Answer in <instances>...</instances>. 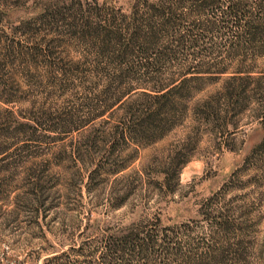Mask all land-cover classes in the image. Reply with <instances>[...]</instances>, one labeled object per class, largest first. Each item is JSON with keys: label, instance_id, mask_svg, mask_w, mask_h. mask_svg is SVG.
<instances>
[{"label": "rangeland", "instance_id": "rangeland-1", "mask_svg": "<svg viewBox=\"0 0 264 264\" xmlns=\"http://www.w3.org/2000/svg\"><path fill=\"white\" fill-rule=\"evenodd\" d=\"M262 4L0 0V264H264Z\"/></svg>", "mask_w": 264, "mask_h": 264}, {"label": "trees", "instance_id": "trees-1", "mask_svg": "<svg viewBox=\"0 0 264 264\" xmlns=\"http://www.w3.org/2000/svg\"><path fill=\"white\" fill-rule=\"evenodd\" d=\"M261 1L263 2L262 5L264 6V0ZM207 3L208 2H206L205 4ZM233 7H239V5H234ZM257 17V22L252 25L250 24V28L254 31V36H259L260 40H262V44L264 45V13ZM80 38L85 40L91 39L97 42V44H100V52L103 54H109L110 52L112 53L113 51H116L117 54L114 53V58L125 61L129 58L131 48L137 47L139 50L145 51L147 48L153 47V45L156 44L157 34L153 30H150V32L148 33L135 31V34L132 36L130 42L126 45L121 44V40L118 34L102 33L94 29H87V31L82 33V36ZM166 97L167 95H162L159 99H165ZM163 104V106L147 109L144 117L139 118L137 117V115H131V118L127 121L128 129L130 130L132 129V127H138L147 130L148 132H154L158 131V129L164 124H168L169 121H166L162 117L165 110L164 107L169 104V101L166 100ZM128 136L130 137V133ZM125 138L127 139V137Z\"/></svg>", "mask_w": 264, "mask_h": 264}]
</instances>
